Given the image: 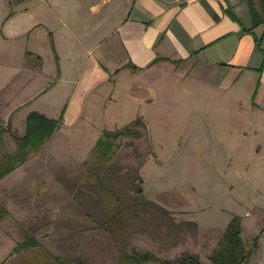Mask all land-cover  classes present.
<instances>
[{
    "label": "rangeland",
    "instance_id": "374dc122",
    "mask_svg": "<svg viewBox=\"0 0 264 264\" xmlns=\"http://www.w3.org/2000/svg\"><path fill=\"white\" fill-rule=\"evenodd\" d=\"M16 1H0V28L10 10L17 8ZM80 13L72 10L67 20L75 37L72 39H83L80 48L107 38L113 31L112 20H107L99 31L92 21L84 22ZM2 32L0 125L7 131L2 135L0 158L17 150L12 134H24L27 108L38 107L57 115L68 89L58 84L39 99L44 107L36 102L20 109L21 99L33 88L55 80L52 69L57 63L46 60L47 78L35 79L36 85L20 93L25 41L5 40ZM69 37V30H57L66 60L65 72L69 77L78 72L65 119L76 111L74 103L77 97L79 102L86 79V71L81 73L82 51L67 56L71 51L68 48H73L67 43ZM107 42L113 44V39ZM32 61L29 59L26 65L31 66ZM171 69L164 70L167 74L110 73L108 80H96L88 89L92 92L81 96L85 97L83 110L77 108L78 115L68 118L67 123L62 120L52 137L29 151L24 163L0 179V256L10 255L27 233L37 230L42 234L40 246H48L61 257L78 259L80 264H132L134 260L129 257L134 252H151L162 259L189 252L197 254L202 264H211L210 255L236 217L251 250L245 264H264V114L251 112L250 97L239 86L231 91L203 87L174 76L175 69L169 75ZM137 119L141 121L137 123ZM126 126L134 127L141 136L114 135ZM134 167L142 177L147 198L164 205L176 219L196 223L195 230L188 228L177 245L165 249L147 230L133 229L127 235L120 220L111 224L105 219L109 214H103L96 200L100 196L90 184L97 183L100 175L114 188L129 185L123 178L125 173L134 177ZM115 174L122 175V179L115 181ZM103 220L115 231L100 227L98 222ZM255 237L258 243L254 246ZM125 254L129 256L125 258Z\"/></svg>",
    "mask_w": 264,
    "mask_h": 264
},
{
    "label": "crops",
    "instance_id": "0c3cea01",
    "mask_svg": "<svg viewBox=\"0 0 264 264\" xmlns=\"http://www.w3.org/2000/svg\"><path fill=\"white\" fill-rule=\"evenodd\" d=\"M16 2L17 8L10 10L0 30L3 31L5 40L21 38L25 41L21 53L25 63L19 70L23 73L18 89L20 93L23 91L26 93L30 86L32 88L36 85L35 79L47 78L46 60H53L57 65L52 69L55 80L49 85L47 83L46 86L42 84L35 90L33 88L21 99V105H14V108L19 106L21 109L27 104L36 102L37 106L44 107L39 99L50 94L58 84L68 86L64 105L59 114L49 115L38 107L27 108L28 110L24 112L25 119L29 112L38 111L55 119H59L62 114L63 123H67L68 118L72 120L78 115L80 111L78 109L83 110L85 97L81 96L92 92L88 89L95 85L96 80L102 82L108 80L110 73L115 76L128 72L133 75L147 72L167 74L164 70L168 67L172 68L169 75H172L175 69L177 73L174 76L181 80L200 83L203 87L216 86L219 90L231 91L239 86L240 91L250 97L251 112L256 110L264 114V0H17ZM72 10L76 13L80 11L84 22L92 21L99 31H102L101 27H104L107 20H112L110 30L113 31L107 38L101 37L99 41L96 40L88 47L80 48L83 39L79 42L72 39L75 37L67 22L71 18ZM230 13L236 18L233 19ZM54 22H58L59 25L56 26ZM250 27L253 28L252 32L243 30ZM58 29L70 31L72 37L68 38L67 43L73 48H68L71 51L67 56L74 57L72 51L81 50L83 57L80 59V64H84L81 73L86 71L87 86L84 85L80 90L79 102L77 97L74 103L76 111L70 112L66 119L67 108L76 90L73 78H76L78 72L75 71V75L72 72L71 77L65 72L63 63L66 60L63 58L64 54L57 39ZM108 38L113 39V44H108ZM257 43H260L259 47ZM116 56L121 58L118 60ZM29 59L33 60L31 66L26 65ZM133 65L137 69H133ZM23 123L25 129V121ZM41 235L37 230L34 234L27 233L25 239L31 236L35 242H31L32 245H25L24 239L10 255L8 253L0 256V264H58L56 257L61 256L52 253L48 246L45 248L40 246ZM2 238L5 241L6 237Z\"/></svg>",
    "mask_w": 264,
    "mask_h": 264
},
{
    "label": "trees",
    "instance_id": "16d2710c",
    "mask_svg": "<svg viewBox=\"0 0 264 264\" xmlns=\"http://www.w3.org/2000/svg\"><path fill=\"white\" fill-rule=\"evenodd\" d=\"M233 19L235 15L230 13ZM254 25V24H253ZM252 27L243 28L244 31L252 32ZM260 43H257L259 47ZM29 54L33 55L29 52ZM133 69H137L133 65ZM258 83L256 85L257 89ZM256 89L252 95V99L256 92ZM63 115L59 119L51 118L38 111H31L27 114L25 119V132L22 136L12 134L17 144V150L13 153L4 154L0 158V179L8 175L18 165L24 163L28 157L29 151L40 148L43 143L52 137L55 130L59 127ZM141 119H137L139 123ZM7 131L0 125V149L4 145L3 133ZM127 135L132 138H139L141 132L134 127L126 126L119 129L114 133L116 136ZM109 148V144L107 145ZM135 176L130 173H125L124 180H127L129 185L123 184L117 189L114 188L112 183L104 182V177H98L97 183L90 184V189L95 192L98 197L97 202L103 214H109L106 220H110L111 224L121 223L125 227L127 235L132 230L141 231L147 230L150 233V237L161 242V245L167 249L175 246L183 239L185 232L188 228L195 230L196 223L194 221L178 220L171 212L164 206L157 202L147 198L143 192V180L137 172L136 168H133ZM122 176V175H121ZM121 176H116L115 181L122 179ZM137 179V180H135ZM101 182L103 185L99 184ZM97 184V185H96ZM105 184V185H104ZM118 191H117V190ZM134 190V193H128V191ZM131 194V196L129 195ZM105 211L106 214H105ZM3 210L0 208V217ZM106 220L98 222L100 227H106L107 230L115 231V228H109L106 224ZM117 225V224H116ZM120 226V228H121ZM119 227V226H118ZM264 231V226H263ZM31 242H35V239L31 236H27L25 239V245H32ZM258 243V237H255L253 245ZM125 258L129 255L125 254ZM251 255V250L247 248L244 241L243 229L241 222L238 218H234L225 228L221 235L216 247L210 255L211 264H245ZM130 261L134 260L132 264H143L147 261H156L158 264H202L199 256L194 253L183 252L180 256L172 259H162L151 252H134L129 257ZM56 260L58 264H80V261H70L69 259L57 256ZM131 264V263H130Z\"/></svg>",
    "mask_w": 264,
    "mask_h": 264
}]
</instances>
